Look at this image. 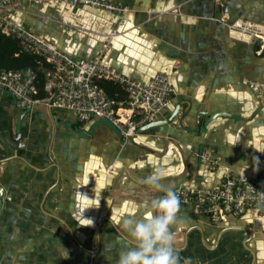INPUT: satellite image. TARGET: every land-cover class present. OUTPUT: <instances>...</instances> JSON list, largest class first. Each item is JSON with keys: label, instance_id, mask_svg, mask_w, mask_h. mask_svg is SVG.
Masks as SVG:
<instances>
[{"label": "crops", "instance_id": "obj_1", "mask_svg": "<svg viewBox=\"0 0 264 264\" xmlns=\"http://www.w3.org/2000/svg\"><path fill=\"white\" fill-rule=\"evenodd\" d=\"M110 1L128 9L114 37L118 16L86 6L43 3L13 19L73 58L104 54L141 84L164 73L176 94L155 127L127 140L106 120L81 123L44 104L24 111L0 90V264H88L92 253L117 264L122 219L162 195L144 183L156 169L175 191L215 188L223 167L264 177V51L229 29L264 26V0ZM206 149L218 169L200 161ZM171 231L179 262L264 264V206L214 223L181 203Z\"/></svg>", "mask_w": 264, "mask_h": 264}, {"label": "built area", "instance_id": "obj_2", "mask_svg": "<svg viewBox=\"0 0 264 264\" xmlns=\"http://www.w3.org/2000/svg\"><path fill=\"white\" fill-rule=\"evenodd\" d=\"M58 2L71 8L86 6L118 16V23L111 37L117 36L124 26L128 9L116 6L110 0H0V30L17 39L27 52L44 57L54 71L56 83L47 85L45 98H38L37 73L0 70V90L9 93L17 106L26 111L44 104L48 108L66 109L74 112L81 123L92 118L109 122L125 139L137 137L140 131L156 121L164 109L169 107L176 94L169 78L159 73L149 84H141L115 71L104 60V54L86 61L76 59L59 51L44 41L24 24L14 21V14L30 15L33 5ZM229 29L241 36L256 39L260 51H264V26L247 20L230 24ZM106 80L119 84L125 93V100L119 101L107 95L99 85ZM201 162H208L215 169L220 166L215 150H204ZM221 183L212 189L196 190L181 185L176 193L183 204H195L202 215L214 223L223 218L240 217L250 209L264 206V177H250L235 174L229 167H223ZM88 264H95V254L88 258ZM178 264H204L183 259Z\"/></svg>", "mask_w": 264, "mask_h": 264}, {"label": "clouds", "instance_id": "obj_3", "mask_svg": "<svg viewBox=\"0 0 264 264\" xmlns=\"http://www.w3.org/2000/svg\"><path fill=\"white\" fill-rule=\"evenodd\" d=\"M164 180L160 169L148 176L144 183L162 195L147 201L141 216L122 219L126 243L119 252L117 264H178L179 253L173 245L171 226L177 222L181 202L174 188Z\"/></svg>", "mask_w": 264, "mask_h": 264}, {"label": "trees", "instance_id": "obj_4", "mask_svg": "<svg viewBox=\"0 0 264 264\" xmlns=\"http://www.w3.org/2000/svg\"><path fill=\"white\" fill-rule=\"evenodd\" d=\"M28 69L38 73L35 83L38 90L37 97H47V71L51 69V65L43 57L25 51L17 39L5 35L0 30V70L25 72ZM99 85L111 98L116 99L118 94L125 95L120 85L114 82L101 80Z\"/></svg>", "mask_w": 264, "mask_h": 264}, {"label": "water", "instance_id": "obj_5", "mask_svg": "<svg viewBox=\"0 0 264 264\" xmlns=\"http://www.w3.org/2000/svg\"><path fill=\"white\" fill-rule=\"evenodd\" d=\"M160 123H161V122H160ZM162 123H164V122H162ZM155 126H156V122L147 125L146 127H144V130H148L149 128H153V127H155ZM77 238H78V237H77ZM78 240H79V238H78ZM80 240H81V239H80ZM80 240H79V242H80Z\"/></svg>", "mask_w": 264, "mask_h": 264}]
</instances>
